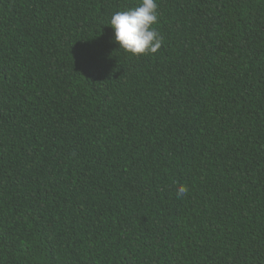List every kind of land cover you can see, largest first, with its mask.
<instances>
[{
	"label": "trees",
	"instance_id": "trees-1",
	"mask_svg": "<svg viewBox=\"0 0 264 264\" xmlns=\"http://www.w3.org/2000/svg\"><path fill=\"white\" fill-rule=\"evenodd\" d=\"M139 3L0 0V264H264V0Z\"/></svg>",
	"mask_w": 264,
	"mask_h": 264
},
{
	"label": "clouds",
	"instance_id": "clouds-1",
	"mask_svg": "<svg viewBox=\"0 0 264 264\" xmlns=\"http://www.w3.org/2000/svg\"><path fill=\"white\" fill-rule=\"evenodd\" d=\"M156 0H140L134 7L115 12L108 23L114 30V41L119 49L133 56L155 54L161 48L163 37L153 27L158 23ZM188 192L185 185L178 186L177 197Z\"/></svg>",
	"mask_w": 264,
	"mask_h": 264
}]
</instances>
